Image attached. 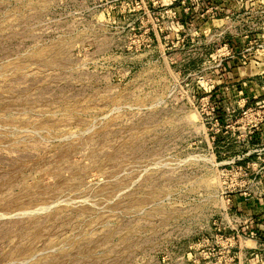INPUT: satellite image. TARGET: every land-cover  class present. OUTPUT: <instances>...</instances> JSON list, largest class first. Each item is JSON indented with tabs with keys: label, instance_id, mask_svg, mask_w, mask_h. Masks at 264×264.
Returning <instances> with one entry per match:
<instances>
[{
	"label": "rangeland",
	"instance_id": "374dc122",
	"mask_svg": "<svg viewBox=\"0 0 264 264\" xmlns=\"http://www.w3.org/2000/svg\"><path fill=\"white\" fill-rule=\"evenodd\" d=\"M262 67L264 0H0V264H264Z\"/></svg>",
	"mask_w": 264,
	"mask_h": 264
},
{
	"label": "crops",
	"instance_id": "0c3cea01",
	"mask_svg": "<svg viewBox=\"0 0 264 264\" xmlns=\"http://www.w3.org/2000/svg\"><path fill=\"white\" fill-rule=\"evenodd\" d=\"M257 66H259V64H257V63H255ZM263 64V63H262ZM249 66V65H248ZM263 69V71H261V73H260V75H258V76H261L260 78H259V82L262 84H260L262 87H259V86H256V87H258L259 88V90H261L262 91V93L260 94V96H258V97H253V99L254 100H264V76H262L263 74H264V67H262ZM257 69H260V68H257ZM255 75H257V74H252V75H248L247 77L248 78H253V76H255ZM262 80V81H261ZM256 81V80H255ZM247 83H250V84H253V81H249V82H247ZM252 99V100H253ZM249 101H250V99H249ZM259 212H261L260 214H262V216L260 215V219H264V206H263V208L262 209H259ZM259 228V230L260 229H262L263 230V232H264V222H263V224H262V226H260V227H258Z\"/></svg>",
	"mask_w": 264,
	"mask_h": 264
},
{
	"label": "built area",
	"instance_id": "2783aa9c",
	"mask_svg": "<svg viewBox=\"0 0 264 264\" xmlns=\"http://www.w3.org/2000/svg\"><path fill=\"white\" fill-rule=\"evenodd\" d=\"M257 104L263 105L262 108H264V100L259 101ZM252 235L255 236V234H253V233H252Z\"/></svg>",
	"mask_w": 264,
	"mask_h": 264
},
{
	"label": "trees",
	"instance_id": "16d2710c",
	"mask_svg": "<svg viewBox=\"0 0 264 264\" xmlns=\"http://www.w3.org/2000/svg\"><path fill=\"white\" fill-rule=\"evenodd\" d=\"M259 234L261 235V232Z\"/></svg>",
	"mask_w": 264,
	"mask_h": 264
}]
</instances>
